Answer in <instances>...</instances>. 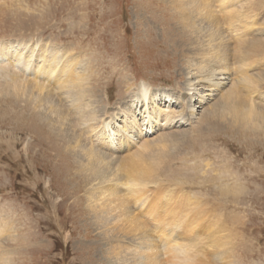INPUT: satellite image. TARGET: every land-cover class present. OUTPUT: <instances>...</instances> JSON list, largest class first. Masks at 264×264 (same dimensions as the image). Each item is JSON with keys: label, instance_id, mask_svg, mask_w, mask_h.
Returning <instances> with one entry per match:
<instances>
[{"label": "rangeland", "instance_id": "rangeland-1", "mask_svg": "<svg viewBox=\"0 0 264 264\" xmlns=\"http://www.w3.org/2000/svg\"><path fill=\"white\" fill-rule=\"evenodd\" d=\"M238 1L245 13L257 15L251 21L256 29L264 23V0ZM189 25L179 24L172 6L163 0H0V42L32 40L69 48L99 96V115L104 110L117 113L142 84L154 92L171 93V108L178 113L188 106L185 118L192 126L182 120L170 129L157 127L144 134L150 144L166 134L164 143L151 146L153 164L164 152L172 153L163 156L155 173L161 181L151 184V192L157 198L163 192L174 196L171 210L175 198L176 204L184 203L178 208L189 218L184 240L177 243L194 250L189 252L192 264H264V135L228 122L210 123L213 117L201 125L199 118L215 97L203 109L186 98L188 62L195 50L186 49L179 33L201 36L194 23L192 30L186 29ZM4 96L0 88V263L116 264L108 258L110 243L95 225L94 213L85 214L92 188L86 178L74 177L73 173L82 174L75 159L62 153L57 133L35 116L38 109ZM259 101L264 104V94ZM191 110L196 116L191 117ZM125 150L119 159L138 147L124 154ZM200 207L195 234L187 232ZM123 240L128 248L133 245V238ZM162 243L154 237L150 243L157 249L158 264H178L179 259L167 256L166 244L162 252Z\"/></svg>", "mask_w": 264, "mask_h": 264}, {"label": "bare ground", "instance_id": "bare-ground-1", "mask_svg": "<svg viewBox=\"0 0 264 264\" xmlns=\"http://www.w3.org/2000/svg\"><path fill=\"white\" fill-rule=\"evenodd\" d=\"M163 1L172 6L179 24H190L186 29L192 30L189 27L194 23L201 34L193 39L186 36L187 32L179 33L181 41L187 42L186 49L195 50L188 62L186 98L189 104L197 102V105L205 106L211 104V98H216L212 100L214 107L211 105L204 110L199 118L201 125H206L213 117L210 123L226 125L228 122V126L241 127L247 133L264 135V104L259 101L264 94V23L256 29L257 24L251 21L257 15L253 11L245 13L243 3L240 6L238 0ZM70 53L69 48L67 51L32 40L1 41V94L9 96L8 100L12 102L26 101L25 106L38 109L35 116L38 114L44 124L57 133L56 142L60 141L62 153L75 159V167L82 174L73 173L74 177L86 178L92 188L90 207L85 214L94 213L95 225L112 244L107 248L111 261L116 264H158L157 249L150 244L154 237L159 242L164 241L162 252L166 253L163 250L166 244L167 256L179 259L178 264L194 263L190 255L194 250L190 252L187 245L177 243L184 240V225L189 218L184 208H178V204L184 207V203L176 204L175 198L171 210L169 204L174 196L163 192L157 198L150 188L157 179L155 173L163 164V156L171 153L164 152L153 164L154 153L150 149L164 143L166 134L156 144L145 142L148 139L144 137L157 127L160 131L170 129L182 120L192 126L193 121L185 118L188 106L178 113L171 108L174 105L171 93L154 92L149 85L142 84L126 106L120 105L117 113L109 115L104 110L99 115L95 108L100 102L99 96L90 86L91 79L80 69L78 55ZM106 94L109 102L107 89ZM167 102L170 104L166 105ZM30 115L34 117L32 112ZM190 115L196 116L194 110ZM134 146L141 151L135 150L119 159L123 150L126 149L124 154L130 153ZM157 201L162 202L158 204ZM195 210V218L186 226L187 232L194 234L201 207ZM161 214H167L162 216L166 217L163 222L159 219ZM170 217L173 222L167 221ZM129 237L133 238L130 248L127 243L126 246L123 244V239Z\"/></svg>", "mask_w": 264, "mask_h": 264}]
</instances>
